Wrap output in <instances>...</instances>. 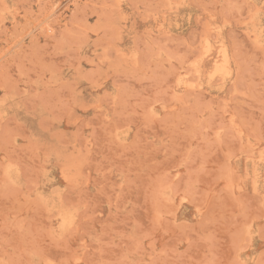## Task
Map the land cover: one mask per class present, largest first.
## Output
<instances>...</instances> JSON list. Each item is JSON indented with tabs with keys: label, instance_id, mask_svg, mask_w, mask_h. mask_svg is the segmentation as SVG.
I'll list each match as a JSON object with an SVG mask.
<instances>
[{
	"label": "rangeland",
	"instance_id": "obj_1",
	"mask_svg": "<svg viewBox=\"0 0 264 264\" xmlns=\"http://www.w3.org/2000/svg\"><path fill=\"white\" fill-rule=\"evenodd\" d=\"M264 264V0H0V264Z\"/></svg>",
	"mask_w": 264,
	"mask_h": 264
},
{
	"label": "snow or ice",
	"instance_id": "obj_2",
	"mask_svg": "<svg viewBox=\"0 0 264 264\" xmlns=\"http://www.w3.org/2000/svg\"><path fill=\"white\" fill-rule=\"evenodd\" d=\"M50 264H51V262H50Z\"/></svg>",
	"mask_w": 264,
	"mask_h": 264
}]
</instances>
